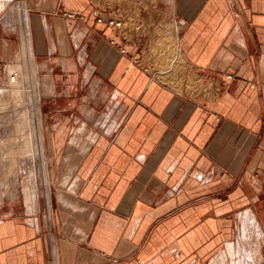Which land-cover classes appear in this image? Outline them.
<instances>
[{"label":"crops","instance_id":"0c3cea01","mask_svg":"<svg viewBox=\"0 0 264 264\" xmlns=\"http://www.w3.org/2000/svg\"><path fill=\"white\" fill-rule=\"evenodd\" d=\"M26 29L57 167L0 264H200L263 219L264 0H0L1 85Z\"/></svg>","mask_w":264,"mask_h":264},{"label":"rangeland","instance_id":"374dc122","mask_svg":"<svg viewBox=\"0 0 264 264\" xmlns=\"http://www.w3.org/2000/svg\"><path fill=\"white\" fill-rule=\"evenodd\" d=\"M26 64L23 61L24 72L22 73L23 84L21 83V88L25 95H23L21 100L23 102L28 101L29 107L27 111H21L20 107H23L22 102L21 100L15 102L16 95H10L8 104L6 105L0 102V213L8 214L10 212L26 216L29 212L32 216L41 214L43 217L46 215L47 218H51L50 203L47 200L46 194L49 192L50 196H52L51 191L55 183L53 173L57 167V161L52 160L54 145L53 143L50 144L47 138L48 135H53L55 131L50 121L44 126L41 110L35 115L36 99L38 100V98L34 97L35 100H32L31 95L33 93L38 95L39 73L35 71L29 73ZM8 84H0V87H7ZM33 88L34 91H31L30 89L33 90ZM21 112L23 113L22 116ZM38 114L41 118V123ZM28 117L29 120L26 122ZM9 160L15 161L13 170L9 169ZM26 188L30 198L35 201L34 211H29V205L26 200ZM240 210L242 209H239V212ZM251 211L258 215L257 211ZM255 214L254 216L256 217ZM260 216L263 219L258 218V221H260L258 223L259 227L247 226L248 229L245 231L244 221L242 224L239 213V223L236 232L232 234L229 240L223 243L222 247L214 255L205 257L200 264H209L213 258L218 257L223 252L226 253V263L229 264L234 259H240L242 255L247 258L246 263L264 264L261 261L262 257H264V211ZM244 232L249 235L248 239L244 238ZM231 244H233L232 248L229 247ZM258 244L260 245V254L256 256L254 248ZM229 249L230 251H228ZM248 252L252 255L250 256L251 259Z\"/></svg>","mask_w":264,"mask_h":264},{"label":"bare ground","instance_id":"6f19581e","mask_svg":"<svg viewBox=\"0 0 264 264\" xmlns=\"http://www.w3.org/2000/svg\"><path fill=\"white\" fill-rule=\"evenodd\" d=\"M22 44L23 45H22L21 55H20V59L21 60L18 61V63L15 66H13V67L10 68V72H12L14 70L20 71L19 77H16L14 81L9 80V84L7 85V87L6 86L5 87H0V102L3 105L8 104V101H9V98H10L9 96L12 95V94L17 96L15 102H17L18 100H21L22 97H23V95H25V93L23 92V89L21 88V86L23 84V74L22 73L24 72L23 61L27 63L26 66H27V70H28L29 73H33L34 71L37 72L35 63L33 62V58H32V52H31V49H30L29 35H28V32H27V29L23 32V43ZM30 90L31 91H34V88H33V90L32 89H30ZM20 94H21V96H20ZM34 97H37L38 98V100L36 99L37 105H36V108H35V110H36V114L35 115H37V112L39 113V111H40V107H39L40 106V97L38 95H36V93H33L31 95L32 100L33 99L35 100ZM25 98H27V97H25ZM21 102H22L21 104H22L23 107H20V109H22L21 111H25L26 112L27 109H28V107H29L28 101H24L23 102L21 100ZM22 115H23V113L21 112V116ZM23 118H25V117H23ZM38 118H39V121L41 123V120H40L41 118H40L39 114H38ZM28 120H29V117L26 120V122H28ZM15 127H16V125H15ZM38 136H40V135H38ZM21 151H22V149H21ZM14 162L15 161H13V160L10 161L9 169L13 170V168L15 166L14 165L15 164ZM25 190H26V200H27V203L32 208L35 205V203H34L35 201H33V199L30 198V195H29V193L27 191V188ZM49 195H50V193H49ZM242 218H243V221H244V230L245 231H247V229H248L247 226H253L254 228L259 227L258 222L255 219H250L249 216H248V213L242 215ZM243 236H244L245 239H248L249 238V235H247L246 233ZM231 246L233 247V244H231L229 247L232 248ZM259 247H260V245L258 244L254 248V253L256 254V256H258L260 254ZM228 251H230V249ZM248 255H249V258H250V256H252L249 252H248ZM226 262H227L226 253L223 252L218 257L213 258L209 264H229V263H226ZM246 262H247V258L242 255V257L240 259H234L231 264H249V263H246Z\"/></svg>","mask_w":264,"mask_h":264},{"label":"built area","instance_id":"2783aa9c","mask_svg":"<svg viewBox=\"0 0 264 264\" xmlns=\"http://www.w3.org/2000/svg\"><path fill=\"white\" fill-rule=\"evenodd\" d=\"M19 1H22V0H19ZM22 3V2H21ZM68 16L70 17H78L80 19H86V15L85 14H82V13H77V12H74V11H69L66 13ZM95 20L98 22V23H107L108 26L110 27H115V28H120L122 25H123V19H122V13L120 11H116L115 14H111L110 17H105L103 14L99 13L98 15L95 16ZM111 43H118V39L116 37L114 38H111L110 39ZM121 51L123 53H129V51L127 50L126 47H122L121 48ZM131 55V54H130ZM131 57L136 61V62H139L137 58H135L133 55H131ZM144 69L146 71L149 70V67L146 66V65H143ZM19 74H20V71L18 70H14L12 72H9V80H12L14 81L16 77H19ZM227 78L229 80H233L234 79V75L232 74H228L227 75Z\"/></svg>","mask_w":264,"mask_h":264}]
</instances>
